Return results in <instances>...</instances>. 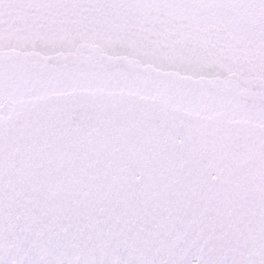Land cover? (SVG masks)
I'll return each instance as SVG.
<instances>
[{
  "label": "snow or ice",
  "instance_id": "obj_1",
  "mask_svg": "<svg viewBox=\"0 0 264 264\" xmlns=\"http://www.w3.org/2000/svg\"><path fill=\"white\" fill-rule=\"evenodd\" d=\"M0 264H264V0H0Z\"/></svg>",
  "mask_w": 264,
  "mask_h": 264
}]
</instances>
